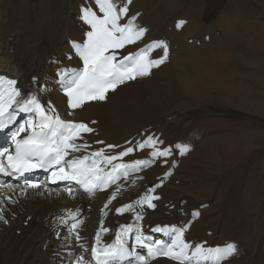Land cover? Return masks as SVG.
Wrapping results in <instances>:
<instances>
[{"label": "bare ground", "instance_id": "1", "mask_svg": "<svg viewBox=\"0 0 264 264\" xmlns=\"http://www.w3.org/2000/svg\"><path fill=\"white\" fill-rule=\"evenodd\" d=\"M123 2L124 0H120V3ZM10 3V0H0V68H3L5 63L7 66H11L7 71L0 70V72H6L11 77L20 76L22 91L38 95L41 101L45 102V107L54 108L61 119L86 123L89 127L94 128L93 133L83 134V142L90 145L88 152L103 148L109 154H113L130 146L128 141H133L132 146L134 147L135 143L143 142L149 133L157 137V115L167 108L166 112L170 110L169 100L179 94L181 90L179 87H184L182 79H177L176 83L171 80L158 79L159 74L167 65L169 57L166 63L154 68L151 75L127 82L115 93L110 92L105 101H91L82 108L72 109L60 86L59 71L60 69L79 70L83 67L82 60L73 55L74 49L70 47L69 39L76 35L83 41H85L84 38L87 40V32L91 28L79 14L81 11L79 6L87 2L18 0L14 9L10 7ZM175 3L174 0L172 2L171 0H132L128 7L129 9L133 7L143 9V12L136 17V24L143 27L144 21L147 20L148 27L157 29L160 19L166 20L174 15ZM71 4L76 6V9L73 7V10L69 11ZM86 6L93 7L94 0H89ZM33 8L34 10H32ZM137 8L131 10L132 13L138 11ZM29 10L32 11L29 13ZM157 10H159L161 18L156 14ZM121 22H126V20ZM80 23L81 29H78ZM147 37L144 36L137 44L127 45L120 51L118 58H122L128 52H138L147 41H150V37ZM262 50L264 51V48ZM252 52L257 54L259 49ZM201 53V49L195 50V54ZM158 54L161 55L160 50L154 49L150 53V57L158 58ZM189 58L190 56L184 59L183 67L188 68L191 65ZM55 59L57 63L53 64ZM220 59L219 61H222V56ZM196 61H199L198 57H196ZM168 76L169 79L174 77L172 73H168ZM42 85L46 86V91L44 87H41ZM252 100L258 102L257 99L253 98ZM248 101L251 104V99ZM261 109H264V105H261ZM256 110L262 113L261 110L257 108ZM29 115L27 114L24 119L27 120ZM147 126L151 127V131L146 129ZM142 135L143 138H141ZM161 137L165 139L164 135ZM100 140L104 141L103 145L97 143ZM196 140L194 139V143L188 144L189 149L192 145L197 144ZM165 141V143L168 142L166 139ZM109 143L118 144L121 148L109 150L106 148ZM3 146L0 144V147ZM201 146L200 151L203 154L200 157L207 160V158L212 159L218 155L219 146L216 143L209 148L205 144ZM157 147L163 149L160 145ZM152 150L151 148L135 149L132 154L114 163L132 164L137 159L147 160L151 163L156 160L151 156ZM81 154L76 153L75 155ZM169 157L159 158L158 164L156 160L153 166L138 168L136 171L130 172L127 177L118 180L119 191H117L116 185H112L109 188L97 190L93 195L85 193L78 184H75L74 196H70L65 182L59 185L51 182H39L42 186L32 189L25 187L21 180H15L14 184L12 182L14 187L11 190L7 187H0V201H2L0 209L3 210L2 214L7 220V223L0 221V264H65L68 259L66 253L80 252L79 245L71 249L65 246V240L71 241L76 230L83 237L80 243L84 245L82 255L86 257L92 247L103 248L104 245L116 242V235L124 226L119 223L123 219L124 223L129 220V223L131 222L129 225L133 228L139 227L149 240L161 241L160 238H157L161 236L162 241L167 243L170 242L171 237L168 235L166 226L188 225L185 239L193 246L202 244L204 247H223L229 242L237 244L238 255L230 258L229 261L222 262V264H255L254 256L252 257L249 253L255 244L257 225L250 224L247 220L249 223L245 231L247 248L245 246L243 248L240 241L234 239L232 233L225 229L228 225L227 221H222L223 227L221 218L218 216L212 219L207 218L211 211L195 208L203 201L202 195L207 193L206 191L197 188L190 189V186L184 182V185L178 183L181 176H178L174 169L171 170V175H166L172 165L170 162L172 160ZM185 157L186 152L176 154L178 162ZM71 158L70 156L69 159ZM165 159H167V163H164ZM186 161L188 164L191 163L189 159ZM165 165L168 166V171L163 175L166 179L157 178V175L160 176L164 172ZM107 167L110 169V166ZM186 167L188 166L185 164L183 170ZM36 180L34 179V181ZM43 180L41 179V181ZM154 186L156 190L152 193L151 189ZM113 193H116L115 200L111 199ZM146 194L160 197L159 200L154 201L157 205L155 209H150L147 205L142 208L139 206L138 201ZM106 205L107 207H105ZM124 205H132V211H125L123 214L116 212L117 208ZM138 210L143 213V219L139 221L136 219ZM73 212H75L74 215H72ZM197 212L198 216L195 215ZM61 216L65 217L66 223H58ZM249 221L252 222V220ZM80 223L82 226L78 229L76 226H79ZM102 228H107L109 231H101ZM157 228H163L165 231L157 235ZM208 229L212 230L210 236L205 234ZM97 233L100 235L99 245L96 242ZM134 235L135 232L130 236L132 244ZM137 251L146 255V250L137 249ZM263 259L264 256L262 259L256 260L263 261ZM73 264H75L74 261ZM84 264H89V261L85 259ZM112 264H138V261L135 257L118 258ZM149 264H179V262L168 257L158 256L151 258ZM207 264H211V262L209 261Z\"/></svg>", "mask_w": 264, "mask_h": 264}, {"label": "rangeland", "instance_id": "2", "mask_svg": "<svg viewBox=\"0 0 264 264\" xmlns=\"http://www.w3.org/2000/svg\"><path fill=\"white\" fill-rule=\"evenodd\" d=\"M75 1L89 3V0ZM10 2V7L14 9L18 0ZM174 2V15L166 20L160 19L157 29L148 27L147 20L143 26L147 29L145 38L149 36L150 41L142 48L155 40H164L168 44L169 60L165 61L167 65L158 79L175 83L177 79H182L184 85L179 87V94L169 100L170 110L166 112L167 108L157 115V137L164 143L165 139L168 141L158 146L170 148L173 154L169 157L172 160L169 171L165 165L164 172L157 178L166 179L163 175L174 169L181 176L178 183H187L190 189L206 191L199 208H195L211 211L207 218L218 216L223 227V222L227 221L229 226L226 225L225 229L240 241L243 248H247L246 226L249 223L257 225L255 244L249 254L254 256L255 264H264V259L256 260L264 256V109H261L264 105V0ZM86 4L79 6L82 18ZM69 6V11L73 7L76 9L72 4ZM135 8L129 9L127 19L138 17L143 12L138 7V11L132 13ZM156 14L159 16V10ZM180 21L184 23L177 27ZM78 29H81V23ZM81 40L76 35L71 37L70 47L72 42L87 41L85 38V41ZM198 49L202 50L201 54H195ZM257 49L259 53H251ZM159 50L162 55V50ZM219 55L222 61H219ZM188 56L191 65L186 68L183 65ZM3 66L0 70L11 68L6 63ZM168 73L174 77L169 79ZM253 98L258 102H254ZM248 99H251V104ZM146 129L151 131L149 126ZM163 135L165 139L161 137ZM194 139L197 144L192 145L186 151V157L178 162L176 154L182 153L181 145L192 144ZM214 143L219 146L218 155L207 160L200 157L203 154L201 145H208L209 148ZM188 159L189 164L186 163ZM156 160L158 164L159 158ZM155 161L144 168L153 166ZM185 164L188 167L183 170ZM81 226L82 223L76 227L80 229ZM209 230L206 236L212 234Z\"/></svg>", "mask_w": 264, "mask_h": 264}, {"label": "snow or ice", "instance_id": "3", "mask_svg": "<svg viewBox=\"0 0 264 264\" xmlns=\"http://www.w3.org/2000/svg\"><path fill=\"white\" fill-rule=\"evenodd\" d=\"M131 3L132 0H124L123 3H120V0H94L93 7L83 9V19L91 30L87 32L86 42L71 43L73 55L82 60L83 67L79 70L59 71L60 86L72 109L82 108L91 101H105L110 92L115 93L127 82L151 75L154 68L160 67L168 59V44L164 40H155L138 52H128L118 58L120 51L127 45L137 44L147 32L145 27L135 23V16L126 19L129 15L128 5ZM122 20L126 22L122 23ZM183 23L180 21L177 27H181ZM154 49H161L162 55L151 58L150 53ZM44 90L46 91V88ZM21 113L30 115L23 124H18L17 117ZM94 131L95 129L86 123L61 119L54 108L45 107V102H42L38 95L22 91L16 79L0 75V133H5L10 141L8 145L0 147V175H16L19 179L25 173L43 169L50 171L51 183L67 182V192L70 196H74L71 187L73 182L88 194L112 185H116L119 191L118 180L138 168H143L150 161L137 159L132 164L114 163L115 161L129 156L135 149H153V159L172 155L170 148L157 147L164 142L154 135H148L143 142L135 143L134 147L133 141H128L130 146L113 154L103 148L88 152L90 145L83 142V134ZM97 143L103 145L104 141ZM106 148L116 150L121 146L109 143ZM188 150V145L181 146L182 153ZM86 152L88 154H83ZM76 153L82 154L75 155ZM164 163H167V159ZM107 166H110V169ZM5 185L10 190L14 187L6 181L0 182V187ZM24 186L38 189L42 185L37 181L25 179ZM155 190L154 186L151 192L154 193ZM116 198V193H113L111 199ZM159 199V196L146 194L138 204L141 208L147 205L148 208L155 209L157 205L154 201ZM125 211H132V205L116 209L120 214ZM2 212L0 209V221L7 223ZM195 215L198 216L199 213ZM136 219H143V213L139 210L136 212ZM66 222L64 216L58 221L60 224ZM187 228L188 225L167 229L171 240L165 243L162 240H149L139 227L124 225L116 235L115 244L104 248L92 247L91 257L95 264H112L118 258L127 257H135L138 264H149L151 258L158 256L168 257L179 264H207L209 261L211 264H222L238 255L235 242H229L223 247H204L202 244L193 246L185 239ZM101 231L107 232L109 229L102 228ZM156 231L162 232L165 229L157 228ZM133 232L135 235L132 237L133 244L130 248L128 239ZM82 239L76 230L71 241L65 240L66 248L71 249L79 245L80 249L79 253H66L68 259L65 264H73V261L75 264H84L87 257L82 255ZM96 242L99 245V233L96 235ZM137 249L146 250V255Z\"/></svg>", "mask_w": 264, "mask_h": 264}]
</instances>
